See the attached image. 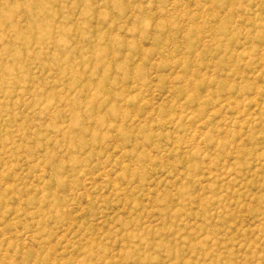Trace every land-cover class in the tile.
<instances>
[{
	"label": "rangeland",
	"instance_id": "374dc122",
	"mask_svg": "<svg viewBox=\"0 0 264 264\" xmlns=\"http://www.w3.org/2000/svg\"><path fill=\"white\" fill-rule=\"evenodd\" d=\"M0 264H264V0H0Z\"/></svg>",
	"mask_w": 264,
	"mask_h": 264
}]
</instances>
